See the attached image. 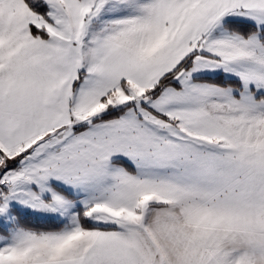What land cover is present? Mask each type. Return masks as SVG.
<instances>
[{
  "label": "snow or ice",
  "instance_id": "obj_1",
  "mask_svg": "<svg viewBox=\"0 0 264 264\" xmlns=\"http://www.w3.org/2000/svg\"><path fill=\"white\" fill-rule=\"evenodd\" d=\"M0 264H264V0H0Z\"/></svg>",
  "mask_w": 264,
  "mask_h": 264
}]
</instances>
